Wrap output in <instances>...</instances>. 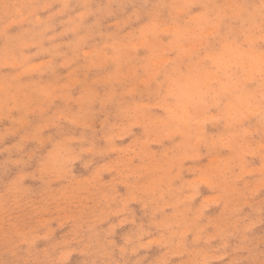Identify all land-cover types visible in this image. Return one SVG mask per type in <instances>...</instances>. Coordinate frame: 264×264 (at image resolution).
<instances>
[{"label": "rangeland", "instance_id": "rangeland-1", "mask_svg": "<svg viewBox=\"0 0 264 264\" xmlns=\"http://www.w3.org/2000/svg\"><path fill=\"white\" fill-rule=\"evenodd\" d=\"M184 1L0 0V264H264V0Z\"/></svg>", "mask_w": 264, "mask_h": 264}, {"label": "bare ground", "instance_id": "bare-ground-1", "mask_svg": "<svg viewBox=\"0 0 264 264\" xmlns=\"http://www.w3.org/2000/svg\"><path fill=\"white\" fill-rule=\"evenodd\" d=\"M132 1H133V0H132ZM146 1H147V0H146ZM185 1H186V0H185ZM185 1L183 2V6H185V5H184ZM190 1H191V0H190ZM196 1H197V0H196ZM198 1H201V0H198ZM160 2H162V1H160ZM188 2H189V1H188ZM245 2H246V1H245ZM254 2H255V1H254ZM262 2L264 3V1H262ZM131 3H132V2H131ZM168 3H169V2H168ZM201 3H202V2H201ZM132 4H133V3H132ZM165 4H166V3H165ZM187 4H188V3H187ZM187 4H186V6H187ZM204 4H205V3H204ZM251 4H252V3H251ZM253 4H255V3H253ZM259 4H260V3H259ZM163 5H164V4H163ZM188 5H189V7H190V2H189ZM208 5H210V4H208ZM221 5H222V4H221ZM246 5H247V4H246ZM257 5H258V4H257ZM54 6H55V5H54ZM202 6H203V5H202ZM247 6H249V5H247ZM262 6L264 7V5H262ZM81 7H82V6H81ZM161 7H163V6H161ZM165 7H167V6H165ZM174 7H175V6H174ZM167 8H168V7H167ZM177 8H178V6H177ZM177 8H175V10H176ZM186 8H188V7H186ZM207 8H208V7H207ZM250 8H251V6H250ZM256 8H259V7H256ZM260 8H261V7H260ZM168 9H169V8H168ZM179 9H180V8H179ZM179 9H178V10H179ZM181 9H182V8H181ZM189 9H190V8H189ZM254 9H255V7H254ZM254 9H253V10H254ZM171 10H172V9H171ZM182 10H183V9H182ZM184 10H186V9H184ZM245 10H246V9H245ZM249 10H250V9H249ZM253 10H252V11H253ZM122 11H123V10H122ZM161 11H162V10H161ZM165 11H166V10H165ZM180 11H181V10H180ZM45 12H46V11H45ZM173 12H174V11H173ZM182 12H183V11H182ZM184 12H185V11H184ZM211 12H212V11H211ZM38 13H39V12H38ZM188 13H189V12H188ZM202 13H203V12H202ZM235 13H236V12H235ZM238 13H239V12H238ZM238 13H237V14H238ZM242 13H243V11H242ZM249 13H250V12H249ZM259 13H260V12H259ZM39 14H40V13H39ZM41 14H42V13H41ZM157 14H158V12H157ZM167 14H168V13H167ZM172 14H173V13H172ZM172 14H171V15H172ZM237 14H236V15H237ZM240 14H241V13H240ZM240 14H239V15H240ZM165 15H166V14H165ZM207 15H208V14H207ZM255 15H256V14H255ZM177 16H179V15H177ZM204 16H205V15H204ZM262 16H264L263 13H262ZM172 17H173V16H172ZM172 17H171V18H172ZM201 17H202V15H201ZM242 17H243V14H242ZM246 17H247V16H245V18H246ZM37 18H38V17H37ZM37 18H36V19H37ZM161 18L163 19V17H161ZM175 18H176V17H175ZM243 18H244V17H243ZM251 18H253V17H251ZM254 18H255V17H254ZM256 18H257V15H256ZM256 18H255V19H256ZM262 18H263V17H262ZM109 19H110V18H109ZM169 19H170V18H169ZM197 19H198V18H197ZM211 19H212V18H211ZM238 19H239V16H238ZM255 19H254V20H255ZM105 20H106V19H105ZM177 20H179V19H177ZM227 20H228V19H227ZM239 20H240V19H239ZM246 20H247V18H246ZM244 21H245V20H244ZM244 21H243V22H244ZM104 22H105V21H104ZM159 22H161V21H159ZM171 22H172V21H171ZM217 22H218V21H217ZM225 22H228V21H225ZM225 22H223L224 25H225ZM232 22H233V21H232ZM154 23H155V22H154ZM223 23H222V25H223ZM234 23H235V22H234ZM236 23H237V21H236ZM236 23H235V24H236ZM244 23H245V22H244ZM246 23H247V22H246ZM249 24L252 25L251 22H250ZM262 24L264 25V23H262ZM154 25H156V24H154ZM180 25H182V24H180ZM222 25L220 24V26H222ZM227 25H229V24H227ZM233 25H234V24H233ZM237 25H238V24H237ZM244 25H245V24H244ZM170 26H171V25H170ZM204 26H205V25H204ZM229 26H230V25H229ZM231 26H232V23H231ZM259 26H260V25H259ZM16 27H17V26H16ZM246 27H247V26H246ZM94 28H95V27H94ZM98 28H99V27H98ZM171 28H173V27H171ZM171 28H170V29H171ZM196 28H197V27H195L194 29H196ZM217 28H218V27H217ZM227 28H228V26H227ZM227 28H226V29H227ZM231 28H232V27H231ZM110 29H111V28H110ZM176 29H177V28H176ZM218 29H219V28H218ZM239 29H240V28H239ZM97 30H98V29H97ZM97 30H96L95 32H97ZM106 30H107V27H106ZM186 30H187V29H186ZM186 30H185V31H186ZM190 30H191V29H190ZM219 30H220V29H219ZM7 31H8V30H7ZM93 31H94V29H93ZM117 31H118V30H117ZM169 31H171V30H169ZM180 31H181V30H180ZM188 31H189V30H187L186 33H187ZM196 31H197V30H195V32H196ZM214 31H215V30H214ZM230 31H231V30H230ZM247 31H248V30H247ZM192 32H194V31L192 30ZM231 32H232V31H231ZM231 32H230L229 34H231ZM239 32H240V31H239ZM239 32H238V33H239ZM250 32H251V31H250ZM115 33H116V32H115ZM115 33H114V34H115ZM181 33H182V32H181ZM188 33H189V32H188ZM190 33H191V32H190ZM241 33H242V32H241ZM243 33H244V32H243ZM253 33H255V32H253ZM174 34H175V33H174ZM174 34H172V35H174ZM222 34L224 35V32H222ZM222 34H221V37H222ZM183 35H184V32H183ZM183 35H182V36H183ZM225 35H227V34L225 33ZM237 35H238V34H237ZM241 35H242V34H241ZM99 36H100V35H99ZM120 36H121V35H120ZM191 36H192V35H191ZM201 36H202V35H201ZM242 36H243V35H242ZM242 36H241V37H242ZM94 37H95V36H94ZM96 37H97V36H96ZM103 37L105 38V35H103ZM111 37H112V36H111ZM185 37H186V36H185ZM185 37L183 36V38H185ZM192 37H194V36H192ZM225 37H226V36H225ZM228 37H229V36H228ZM237 37H238V36H237ZM239 37H240V36H239ZM253 37H255V36H253ZM100 38H101V37H100ZM157 38H159V37L157 36ZM188 38H189V36H188ZM188 38H187V39H188ZM194 38H195V37H194ZM249 38H250V37H249ZM261 38H262V37H261ZM146 39H147V38H146ZM154 40H155V38H154ZM158 40H159V39H158ZM205 40H206V39H205ZM237 40H238V39H237ZM262 40H263V39H262ZM106 41H107V40H106ZM145 41H146V40H145ZM199 41H200V40H199ZM206 41H207V40H206ZM206 41H204V42H206ZM214 41H215V40H214ZM248 41L251 42L252 40L249 39ZM253 41H254V40H253ZM255 41H256V40H255ZM159 42H160V41H159ZM202 42H203V41H202ZM202 42H201V43H202ZM211 42H212V41H211ZM234 42L236 43V41H234ZM259 42H261V41H259ZM144 43H145V42H144ZM144 43H143V44H144ZM195 43H196V42H195ZM195 43H194V45H192V46H196ZM206 43H207V42H206ZM208 43H209V42H208ZM242 43H243V42H242ZM198 44H199V43H198ZM243 44H244V43H243ZM121 45H123V44H121ZM205 45H208V44H205ZM247 45H249V44H247ZM157 46H158V45H157ZM212 46H214V44H213ZM220 46H221V45H220ZM226 46H230V47H231V45H227V44H226ZM172 47H173V46H172ZM177 47H178V46H177ZM187 47H188V46H187ZM197 47H198V46H197ZM197 47H196V48H197ZM237 47H238V46H237ZM63 48H64V47H63ZM65 48H66V47H65ZM120 48H121V47H120ZM120 48H119V49H120ZM155 48H156V47H155ZM170 48H171V47H170ZM196 48H195V49H196ZM210 48H211V46H210ZM234 48H235V47H234ZM239 48H240V47H239ZM244 48H245V47H244ZM244 48H243V50H244ZM81 49H82V48H81ZM119 49H118V50H119ZM167 49H169V48H167ZM167 49H166V50H167ZM173 49H174V48H173ZM178 49H179V47H178ZM220 49H221V48H220ZM223 49H224V48H223ZM231 49H232V47H231ZM231 49H230V50H231ZM236 49H237V48H236ZM153 50H154V49H153ZM191 50L194 51V48L191 49ZM191 50H190V51H191ZM225 50H226V49H225ZM78 51H79V50H78ZM146 51H147V50H146ZM183 51H184V50H183ZM190 51H189V52H190ZM201 51H202V50H201ZM233 51H236V50L234 49ZM238 51H240V50H238ZM238 51H237V52H238ZM245 51H247V50H245ZM248 51H249V46H248ZM76 52H77V50H76ZM189 52H188V53H189ZM242 52H243V51H242ZM170 53H171V52H170ZM182 53H183V52H182ZM184 53H185V52H184ZM184 53H183V54H184ZM188 53H187V54H188ZM239 53H241V52H239ZM243 53H244V52H243ZM245 53H246V55H248L247 52H245ZM253 53H254V52H253ZM187 54H185V55H187ZM214 54H215V53H214ZM234 54H236V53H234ZM237 54H238V53H237ZM254 54H255V53H254ZM254 54H253V55H254ZM222 55H223V54H222ZM240 55H241V54H240ZM240 55H239V56H240ZM250 55H251V53H250ZM250 55H249V56H250ZM181 56H182V54H181ZM181 56H180V57H181ZM188 56H189V55H188ZM226 56H227V55H226ZM228 56H229V55H228ZM236 56H238V55H236ZM236 56H235V57H236ZM239 56H238V57H239ZM256 56H257V55H256ZM184 57H185V56H184ZM189 57H191V56H189ZM206 57H207V56H206ZM210 57H211V56H210ZM220 57H221V55H220ZM233 57H234V56H233ZM242 57H243V54H242ZM252 57H253V56H252ZM208 58H209V57H208ZM212 58H213V57H212ZM239 58L241 59V57H239ZM247 58H249V57H247ZM164 59H166V58H163L162 60H164ZM187 59H188V58H187ZM202 59H203V58H201V61H202ZM224 59H225V58H224ZM254 59H255V57L253 58V60H254ZM256 59H257V58H256ZM166 60H167V59H166ZM171 60H172V59H171ZM177 60L179 61L180 59H177ZM236 60H238V59H236ZM42 61H45V60H41V62H42ZM164 61H165V60H164ZM167 61H168V60H167ZM173 61H174V60H173ZM207 61H208V60H207ZM228 61H229V60H228ZM259 61H260V60H259ZM259 61H258V59H257V63H258ZM41 62H40V63H41ZM216 62H217V61H216ZM225 62H226V61H225ZM7 63H8V61H7ZM38 63H39V62H38ZM199 63H200V59H199ZM223 63H224V62H223ZM227 63H228V62H226V64H227ZM229 63L231 64V62H229ZM252 63H255V62H252ZM220 64H221V61H220ZM224 64H225V63H224ZM226 64H225V65H226ZM238 64H239V63H238ZM249 64L251 65L250 62H249ZM262 64H263V63H262ZM38 65H40V64H38ZM38 65H37V66H38ZM161 65H162V64H161ZM161 65H160V66H161ZM227 65H228V64H227ZM241 65H242V64H241ZM243 65H244V64H243ZM258 65H259V64H258ZM29 66H30V65H29ZM217 66H218V65H217ZM235 66H236V65H235ZM254 66H255V65H254ZM34 67H36V63L34 64L33 68H34ZM197 67H198V66H197ZM219 67L221 68V65H219ZM222 67H223V66H222ZM224 67H225V66H224ZM257 67H258V66H257ZM259 67H260V66H259ZM259 67H258V68H259ZM30 68H32V67H30ZM160 68H162V67H160ZM190 68H191V67H189V69H190ZM194 68H195V67H194ZM217 68H218V67H217ZM220 68H219V70H220ZM231 68H232V67H231ZM235 68H236V67H235ZM248 68H249V67H247V69H248ZM250 68H251V67H250ZM252 68H253V67H252ZM254 68H255V67H254ZM167 69H169V67H168ZM167 69H166V70H167ZM195 69H197V68H195ZM227 69H228V67H227ZM229 69H230V68H229ZM22 70H23V69H22ZM159 70L161 71V69H159ZM166 70H165V71H166ZM222 70H223V69L221 68L220 71H222ZM206 71H207V70H206ZM223 71H225V70H223ZM227 71H228V70H227ZM248 71H249V70H248ZM258 72H259V71H258ZM232 73H233V71H232ZM235 73H236V72H235ZM248 73H249V72H248ZM250 73H251V72H250ZM56 74H57V73H56ZM191 74H193V73H191ZM203 74H204V73H203ZM216 74H218V73H216ZM229 74H231V72H229ZM246 74H247V73H246ZM222 75H223V74H222ZM232 75H233V74H232ZM234 75H235V74H234ZM234 75H233V76H234ZM43 76H44V75H43ZM47 76H48V75H47ZM58 76H59V75H58ZM59 77H60V76H59ZM154 77H155V75H154ZM182 77H183V76H182ZM216 77H217V76H216ZM216 77H215V78H216ZM248 77H249V76H248ZM248 77H247V78H248ZM258 77H259V76L257 75V78H258ZM207 78H209V76H208ZM244 78H245V77H244ZM249 78H250V80L252 79V77H249ZM135 79H136V78H135ZM158 79H159V78H158ZM168 79H169V78H168ZM170 79H171V77H170ZM211 79H212V78H211ZM213 79H214V76H213ZM213 79H212V80H213ZM87 80H88V79H87ZM89 80H90V79H89ZM93 80H94V79H93ZM133 80H134V79H133ZM207 80H208V79H207ZM207 80H206V81H207ZM220 80H221V79H220ZM228 80H229V79H228ZM230 80H231V78H230ZM246 80H247V79H246ZM246 80H245V81H246ZM250 80H249V81H250ZM55 81H57V80H55ZM58 81H59V79H58ZM143 81H145V80H143ZM146 81H148V80H146ZM209 81H210V80H208V82H209ZM218 81H219V80H218ZM221 81H222V80H221ZM245 81H244V83H245ZM149 82H150V81H149ZM149 82H148V83H149ZM154 82H155V81H154ZM196 82L198 83V82H200V80H198V81H196ZM219 82H220V81H219ZM224 82H225V81H224ZM231 82H232V81H231ZM239 82H240V79H239ZM239 82L237 81V83H239ZM241 82H243V81L241 80ZM226 83H227V82H226ZM234 83H235V82H232V84H234ZM237 83H236V85H237L236 87H239V85H238ZM248 83H249V82H248ZM127 84H128V83H127ZM176 84H177V83H176ZM194 84H196V83H194ZM201 84H202V83H201ZM239 84H240V83H239ZM241 84H242V83H241ZM128 85H129V84H128ZM157 85H158V83H157ZM242 85H243V84H242ZM262 85H263V83H262ZM129 86H130V85H129ZM228 86H229V85H228ZM130 87H131V86H130ZM158 87H159V86H158ZM196 87H200V86H196ZM204 87H205V86H204ZM236 87H235V88H236ZM241 87H243V86H241ZM244 87H245V85H244ZM207 88H208V87H207ZM235 88H234V89H235ZM81 89H82V88H81ZM159 89H160V88H159ZM175 89H176V88H175ZM197 89H198V88H197ZM224 89H225V88H224ZM229 89H230V88H229ZM231 89L233 90L232 87H231ZM231 89H230V90H231ZM237 89H239V88H236V90H237ZM241 89H243V88H241ZM241 89H239V91H240ZM78 90H80V89H78ZM84 90H85V88H84ZM130 90H131V89H130ZM207 90H208V89H207ZM243 90H245V89H243ZM122 91H123V90H122ZM237 91H238V90H237ZM237 91H235V92H237ZM258 91H259V90H258ZM85 92H86V90H85ZM101 92H102V91H101ZM158 92H159V91H158ZM232 92H233V91H232ZM254 92H256V91H254ZM261 92H262V91H261ZM83 93H84V92H83ZM225 93L227 94V92H225ZM229 93H230V92H229ZM238 93H239V92H238ZM240 93H241V92H240ZM242 93H243V91H242ZM263 93H264V92H263ZM103 94H104V93H103ZM203 94H204V93H203ZM223 94H224V93H223ZM226 94H225V95H226ZM256 94H257V93H256ZM160 95H161V94H160ZM227 95H228V94H227ZM250 95H252V91L250 92ZM98 96H100V95H98ZM155 96H156V95H155ZM168 96H169V95H168ZM201 96H202V95H201ZM238 96H239V94H238ZM240 96H241V95H240ZM254 96H255V95H254ZM218 97H219V96H218ZM224 97H225V96H224ZM235 97H236V96H235ZM243 97H244V96H243ZM251 97H253V96H251ZM165 98H167V97H165ZM232 98H233V97H231V99H232ZM240 98H241V97H240ZM139 99H140V98H139ZM172 99H173V98H172ZM234 99H235V98H234ZM243 99H244V98H243ZM248 99H249V98H248ZM260 99H261V98H260ZM252 100H253V99H252ZM252 100H251V101H252ZM258 100H259V99H258ZM263 100H264V99H263ZM134 101H135V100H134ZM245 101H247V99H245ZM137 102H138V100H137ZM181 102H182V101H181ZM257 102H258V101H257ZM210 103H211V102H210ZM214 103H215V102H214ZM132 104H133V103H132ZM136 104H137V103H136ZM138 104H139V103H138ZM196 104H197V103H196ZM258 104H259V102H258ZM262 104H264V103L262 102ZM121 105H123V104H121ZM213 105H214V104H213ZM125 106H126V105H125ZM132 106H133V105H132ZM135 106H136V105H135ZM146 106H147V105H146ZM206 106H207V105H206ZM206 106H205V107H206ZM234 106H235V105H234ZM234 106H233V107H234ZM118 107H119V106H118ZM127 107H128V106H127ZM152 107H153V106H152ZM161 107H162V106H161ZM190 107H191V106H190ZM231 107H232V106H231ZM154 108H155V107H154ZM154 108H152V109H154ZM213 108H214V107H213ZM226 108H227V107H226ZM246 108H247V107H246ZM124 109H125V108H124ZM157 109H158V108H157ZM188 109H189V108H188ZM195 109H196V108H195ZM120 110H121V109H120ZM127 110H128V109H127ZM136 110H137V109H136ZM159 110H160V109H159ZM170 110H171V109H170ZM196 110H197V109H196ZM196 110H195V111H196ZM202 110H203V109H202ZM258 110H259V109H258ZM121 111H122V110H121ZM128 111H130V110H128ZM128 111H127V113H128ZM143 111H145V110H143ZM141 112H142V111H141ZM190 112H191V111H190ZM127 113H126V114H127ZM139 113H140V110H139ZM155 113H156V112H155ZM196 113H198V112H196ZM137 114H138V113H137ZM144 114H145V113H144ZM157 114H158V113H157ZM200 114H201V113H200ZM127 115H128V114H127ZM138 115H139V114H138ZM150 115H151V114H150ZM154 115H156V114H154ZM163 115H164V114H163ZM130 116H131V114H130ZM159 116H160V115H158V117H159ZM132 117H133V114H132ZM251 117H252V116H251ZM118 118H119V117H118ZM121 118H122V117H121ZM166 118H167V117H166ZM211 118H213V117H211ZM245 118H246V117H245ZM122 119H123V118H122ZM231 119H232V118H231ZM233 119H234V118H233ZM251 119H252V118H251ZM153 120H154V119H153ZM163 120H165V119H162L161 121H163ZM228 120H229V119H228ZM131 121H132V120H131ZM231 121H232V120H231ZM241 121H242V120H241ZM122 122H123V121H122ZM127 122H128V121H127ZM137 122H139V121H137ZM208 122H209V121H208ZM243 122H244V121H243ZM245 122H246V121H245ZM250 122H251V121H250ZM112 123H113V122H112ZM174 123H175V122H174ZM176 123H177V122H176ZM216 123H217V122H216ZM218 123H219V122H218ZM235 123H236V122H235ZM116 124H117V123H116ZM231 124H232V122H231ZM239 125H240V124H239ZM180 126H181V125H180ZM166 127H167V126H166ZM166 127H165V128H166ZM172 127H173V126H172ZM221 127H222V126H221ZM202 128H203V127H202ZM226 128H227V127H226ZM143 130H144V128H143ZM163 130H164V129H163ZM173 130H174V129H173ZM179 130H181V129H179ZM229 130H231V129H229ZM159 131H161V130H159ZM216 131H217V130H216ZM216 131H214V132H216ZM157 132H158V130H157ZM161 132H162V131H161ZM164 132H165V131H164ZM224 132H225V131H224ZM235 132H236V131H235ZM190 133H191V132H190ZM203 133H204V132H203ZM259 133H260V132H259ZM262 133H263V132H262ZM199 134H200V133H199ZM219 134H220V133H219ZM158 135H159V134H158ZM195 135H196V134H195ZM216 135H217V133H216ZM211 136H212V135H211ZM212 137H213V136H212ZM139 138H140V137H139ZM194 138H195V137H194ZM202 138H203V137H202ZM215 138H216V137H215ZM215 138H214V139H215ZM257 138H258V137H257ZM210 139H211V138H210ZM238 139H239V138H238ZM259 139H260V138H259ZM216 141H217V139H216ZM195 142H196V141H195ZM229 142H231V141H229ZM248 142H250V141H248ZM83 143H84V142H83ZM170 143H171V142H170ZM228 144H229V143H228ZM170 145H171V144H170ZM239 146H240V145H239ZM245 147H246V146H245ZM91 151H92V150H91ZM96 151H97V150H96ZM97 152H98V151H97ZM179 152H181V151H178V153H179ZM183 152H184V151H183ZM96 154H97V153H96ZM254 154H255V153H254ZM91 155H92V154H91ZM210 155H211V154H210ZM89 156H90V155H89ZM96 157H97V156H96ZM100 157H101V156H100ZM263 157H264V156H263ZM260 158H262V157H260ZM85 159H86V158H85ZM252 159H253V158H252ZM83 160H84V159H83ZM95 160H96V159H95ZM214 161H215V160H214ZM261 161H262V160H261ZM81 163H82V162H81ZM208 163H209V162H208ZM213 163H214V162H213ZM93 164H94V163H93ZM96 165H97V164H96ZM101 166H102V165H101ZM241 166H242V165H241ZM79 167H80V166H79ZM81 168H82V167H81ZM207 169H208V168H207ZM84 170H85V169H84ZM79 172H80V171H79ZM84 172H85V171H84ZM233 173H234V172H233ZM81 174H82V173H81ZM157 174H158V173H157ZM262 174H263V173H262ZM88 175H89V174H88ZM83 176H84V174H83ZM85 176H86V175H85ZM246 178H248V176H247ZM103 179H104V178H103ZM127 182H128V181H127ZM128 183H129V182H128ZM255 185H256V184H255ZM206 188H207V187H206ZM206 188H205V189H206ZM250 188H251V187H250ZM219 193H220V192H219ZM128 194H129V193H128ZM179 194H180V193H179ZM216 195H217V194H216ZM216 195L214 196L215 198H216ZM220 195H221V194H220ZM214 197H213V198H214ZM206 198H207V197H205V199H206ZM134 199H135V198H134ZM208 200H209V199H208ZM228 201H229V200H228ZM220 202H221V201H220ZM220 202H219V203H220ZM225 203H226V202H225ZM226 204H227V203H226ZM182 206H183V205H182ZM186 208H187V207H186ZM187 209H188V208H187ZM136 213H137V212H136ZM189 213H190V212H189ZM240 214H241V212H240ZM124 215H125V214H124ZM113 218H114V216H113ZM110 219H111V217H110ZM114 219H115V218H114ZM149 219H150V218H149ZM153 219H154V218H153ZM154 220H155V219H154ZM158 223H159V221H158ZM100 227H101V226H100ZM129 227H130V226H129ZM129 229H131V227H130ZM135 230H137V229L135 228ZM201 236H202V235H201ZM197 237L199 238V236H197ZM229 238H231V237H229ZM139 240H140V239H139ZM225 240H226V239H225ZM136 241H137V240H136ZM248 241H249V240H248ZM136 243H137V242H136ZM229 247H230V246H229ZM233 247H234V246H233ZM229 250H230V248H229ZM232 252H233V251H232ZM119 260H120V259H119ZM141 262H142V261H141ZM130 263H131V260H130ZM132 263H133V262H132Z\"/></svg>", "mask_w": 264, "mask_h": 264}]
</instances>
